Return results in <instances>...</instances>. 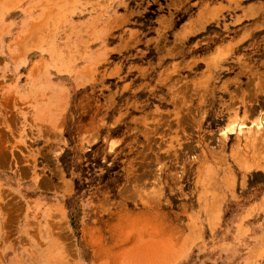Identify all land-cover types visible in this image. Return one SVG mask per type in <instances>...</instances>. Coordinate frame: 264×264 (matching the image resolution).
I'll list each match as a JSON object with an SVG mask.
<instances>
[{
    "label": "rangeland",
    "instance_id": "374dc122",
    "mask_svg": "<svg viewBox=\"0 0 264 264\" xmlns=\"http://www.w3.org/2000/svg\"><path fill=\"white\" fill-rule=\"evenodd\" d=\"M0 264H264V0H0Z\"/></svg>",
    "mask_w": 264,
    "mask_h": 264
}]
</instances>
